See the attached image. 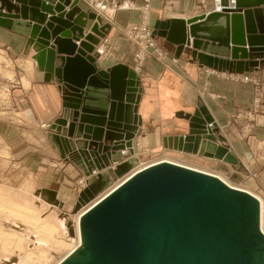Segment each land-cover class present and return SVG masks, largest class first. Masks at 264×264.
Masks as SVG:
<instances>
[{
	"label": "water",
	"instance_id": "obj_1",
	"mask_svg": "<svg viewBox=\"0 0 264 264\" xmlns=\"http://www.w3.org/2000/svg\"><path fill=\"white\" fill-rule=\"evenodd\" d=\"M59 1L0 0V26L25 35L26 48L36 47L33 57L46 80L66 87L49 139L88 176L79 208L133 168L135 157L118 162L113 154L121 149L135 153L134 139L143 132L138 113L142 87L140 78L133 80V70L128 82L109 77L126 65L105 71L95 64L99 53H92L104 36V19L95 12L77 14V2ZM66 5L70 9L64 12ZM221 6L188 19L159 21L154 33L177 45L176 57L188 49L202 66L231 73L258 69L264 61V0H221ZM86 17L96 22L87 34ZM219 18L226 20L221 33L213 30ZM202 104L194 113H180L190 128L174 137L172 148L245 172L243 162L219 143L217 123ZM43 193L48 202L60 203L55 191ZM259 218L260 204L251 193L213 174L162 161L133 173L82 215L84 244L78 256L61 264H264Z\"/></svg>",
	"mask_w": 264,
	"mask_h": 264
},
{
	"label": "crops",
	"instance_id": "obj_2",
	"mask_svg": "<svg viewBox=\"0 0 264 264\" xmlns=\"http://www.w3.org/2000/svg\"><path fill=\"white\" fill-rule=\"evenodd\" d=\"M37 1L39 4L45 2V0ZM80 1L82 4L79 3L77 7L79 11L85 12L88 10L85 3L87 0ZM118 1L121 6L117 10L110 9L112 19L103 21L105 22L103 27L106 25L104 36L100 37V42L95 45L92 54L99 53L95 64L105 71L113 69L118 64L126 65H122L123 69L119 71L108 73L109 77L113 74L121 81L128 82L132 79L130 70H133L135 72L133 80L136 82V76L141 80L139 87H142V93L138 113L142 120L143 132L134 139L136 152L134 154H141L148 150L178 153L179 151L172 148L174 137L188 133L190 128V120L182 117L180 113H194L201 101L206 113L217 123L216 134L223 138V141L219 143L227 145L230 151L243 162L247 170L238 172L229 163L199 154L183 153L185 157L213 164V169L197 166L168 155L163 158L178 160L220 174L225 172L237 174L249 191L254 194L255 191L260 193L261 196L256 194L262 203L263 216L264 116L258 112L264 110V90L259 103L262 110H255L257 92L251 83L230 79L232 74L229 71L202 66L197 60H192L188 49H185L180 56L183 69H176L164 65L155 58H148L138 71L134 64V53L137 47L123 37L120 30L121 26L135 22L146 21L154 28L159 21L172 18L188 19L207 13L215 8L211 6V0H156L148 9L143 7L141 0ZM57 3L61 2L57 0ZM34 9L48 17L52 15L42 11L40 6H34ZM69 9L70 5H66L64 12ZM53 13L58 15L56 11ZM84 20L85 28H83L87 34L96 22L87 17ZM225 24V18L216 19L213 21V30L221 33L226 28ZM156 39L164 49L176 55V44L163 36L156 35ZM73 41L80 45L79 40ZM26 47L25 35L0 26V49L3 54H0L3 60L1 64L4 68L8 67V69L5 68V76L11 75L20 84L15 87L11 84L10 87L9 82L12 78L6 77L8 80L5 84L8 87L3 86V77L0 76V136L2 144L9 149V169L4 170L7 171L5 177L9 185L28 182L26 187L32 185L42 189L52 188L56 189L59 195L61 188H69L70 182L85 172L79 165L61 156L59 148L49 139V133L53 129L49 131L50 129L45 126V124L52 125L59 117L66 87H60L57 80L47 81L45 71L38 67L33 57L36 47L32 46L29 49ZM57 64H60L59 60ZM75 72L80 73L78 70ZM243 73L259 76L261 80H264V61L260 62L258 69ZM135 87L138 89L137 85ZM7 90H9V98ZM135 93L138 92L135 91ZM9 102H12V108L7 111V115H1V109L7 107ZM128 152V149H121L113 156L123 155L122 153L127 155ZM148 164L150 163L145 165ZM142 166H136L133 171ZM57 169L60 172L63 170L61 173H66V181L59 180L61 177L55 176L58 175Z\"/></svg>",
	"mask_w": 264,
	"mask_h": 264
},
{
	"label": "rangeland",
	"instance_id": "obj_3",
	"mask_svg": "<svg viewBox=\"0 0 264 264\" xmlns=\"http://www.w3.org/2000/svg\"><path fill=\"white\" fill-rule=\"evenodd\" d=\"M100 1H103L107 5V7L104 10H99V8L97 7ZM141 1L143 2V7L145 9H148L151 3L156 0H141ZM163 1H172V0H163ZM73 2H77L75 4V8L77 9V14H80V12L82 13L83 11H79L77 7V5L81 3V1L74 0ZM85 3L88 7V10L85 11L86 13L95 12L98 15H100L104 20L112 19V14H111L112 12L110 10L111 8H113L112 10H117L121 6L118 0H87ZM212 5L216 8L215 0H211V6ZM141 25H146L149 28V30L153 34V39L156 42L157 46L169 54L168 60L167 58L164 60L161 59L160 57L156 58L155 55L150 54L149 57H145L144 63L148 58H155L158 61L162 62L164 65L166 63L168 66H171L173 68L183 69L182 63H180L181 61L179 62L176 61L178 59L180 60V57H176V55L172 54L171 52L164 49L160 45L154 33L155 27L153 28L152 25H150L148 22L146 21H142L139 23L135 22V23H132L131 25L121 26L120 30H121L122 36L127 38L134 45H136V42L134 38L132 37H136L135 35L139 33H138V30L134 29L133 27L141 26ZM136 47L137 49L134 53V60H135L134 64H135V68L138 67L137 69L138 71H140L144 63L141 67L138 65L137 57H136V54L138 52V46L136 45ZM0 54H2L1 49H0ZM2 61H3L2 57L0 56V76L3 77L2 84L3 86H5L6 85L5 83H7V80H8V78L6 77L12 78V76H10L9 74H6L5 76V68L8 69V67L4 68L1 64ZM249 83H251L254 87H256V85L253 84L252 82H249ZM9 84H10V87H11V84H13L14 87L17 85H20L17 82V80L13 78L11 82H9ZM257 87H260L259 91H256L257 92L256 99L260 98V101L258 102L259 104L261 103V95L264 90V80H261L260 84L257 85ZM7 93H8L7 97L9 98V90H7ZM3 102L6 103V101H3ZM10 108H12V102L11 103L9 102L7 107H4L3 109H1L2 111L1 115L3 116L7 115V111L10 110ZM255 110H259V111L262 110V107L260 106V104H259V107L257 103L255 104ZM258 113L264 116V110ZM45 126L50 129L49 131L53 129L51 124L49 126L45 124ZM211 127H213V125ZM180 152L181 151H179L178 153H173V152H167V151L159 152L155 150H152V151L148 150L147 152H142L141 154L137 153L133 155L129 151L127 155L122 153L123 155L116 154L115 157L114 156L113 157L116 158L118 162H121L130 156L135 157L133 160V164H134L133 168L130 170L131 172L138 165L142 166L151 161H154L160 158L162 159L163 157H168V156H172V158L180 159V160L186 161L188 163H192L197 166L213 169V164L210 165L209 162L205 163L199 160H194L191 157H185L183 152L181 153ZM187 154H191V153H187ZM8 157H9V149H7V147L2 144V140L0 136V232H4V234H2V236L0 237L1 239L0 240V264H58V262L61 259L68 256L73 246L75 244H78L77 217H78L79 212H81L83 209H85L90 204V203H86V204L81 205V207L79 208L76 207L78 196L80 195V192L86 186V183L84 181V178L86 177V175L85 173H82V176L81 175L77 176L74 180L70 182L71 188L70 187L61 188L59 195H58V191L52 188L42 189V188H38L32 185H30V187H26V184L28 182L25 184L19 183L18 185L12 186V185H9V182H7L8 180L5 177L7 174V171H4L7 168L9 169ZM184 164H187V163H184ZM114 165H115L114 163L111 164V167L112 166L114 167ZM187 165H190V164H187ZM56 171L58 172V175H55V176L58 178L61 177L59 180H62V181L67 180L66 173L64 172L61 173L63 170H61L60 172L57 169ZM95 171H97L96 174L99 173L98 168L95 169ZM130 171L128 172V174L127 173L126 174L129 175ZM236 171L241 172L240 170H236ZM220 175H222L232 184L242 187L245 190L246 189L248 190L244 181L241 178L237 177V174L235 173L229 174L225 172ZM122 177H119L118 179L114 180L110 188L112 189L117 183H119ZM117 180L119 181L116 182ZM45 189L55 191L57 199L60 203L52 204L48 202L43 197V194H44L43 191H45ZM106 192L107 191H105V193ZM255 192L260 195L258 191H255ZM262 227L264 230V212H263V218H262ZM10 233L12 236H9Z\"/></svg>",
	"mask_w": 264,
	"mask_h": 264
},
{
	"label": "built area",
	"instance_id": "obj_4",
	"mask_svg": "<svg viewBox=\"0 0 264 264\" xmlns=\"http://www.w3.org/2000/svg\"><path fill=\"white\" fill-rule=\"evenodd\" d=\"M215 1H216V6H217L216 10L222 9L221 0H215ZM97 7L99 8V10H104L107 7V5L103 1H100ZM133 28L138 30V33H139L135 35L136 37H132V38H134L136 45L138 46V52L136 54V57H137L138 65L140 67L143 65L145 57H149L150 54L155 55L156 58L160 57L163 60L166 58L167 60L169 59V54L157 46L156 42L153 39V34L151 33V31L146 25L134 26ZM176 61L179 62L180 60L178 59ZM165 65L167 64L165 63ZM230 74H232L230 77L234 81L252 82L253 84L256 85L255 87L256 91H259L260 87H257V85H259L261 81V78H259V76H255V75L247 74V73H237V74L230 73ZM256 100H257V105L259 107L258 102L260 101V98ZM209 125L212 126V123H210ZM96 172L97 171L94 170L93 174H96ZM87 179H88V176L84 178L85 183H87Z\"/></svg>",
	"mask_w": 264,
	"mask_h": 264
},
{
	"label": "bare ground",
	"instance_id": "obj_5",
	"mask_svg": "<svg viewBox=\"0 0 264 264\" xmlns=\"http://www.w3.org/2000/svg\"><path fill=\"white\" fill-rule=\"evenodd\" d=\"M232 1V0H231ZM219 6V5H218ZM216 8H217V6H216ZM215 8V9H216ZM11 76V75H10ZM13 78V77H12ZM162 161H171V162H175V163H178V164H181V165H184V166H188V167H191V168H195V169H198V170H201V171H204V172H207V173H210V174H213V175H215V176H217V177H219L220 179H222L223 181H225L227 184H229L230 186H232V187H235V188H237V189H239V190H242V191H246V192H249V193H251L252 195H254L257 199H258V201H259V204H260V218H259V221H260V226H261V229L263 230V227H262V203H261V200H260V198H259V196H257L256 194H254V193H252L251 191H249V190H245L244 188H242V187H239V186H237V185H234V184H232L231 182H229L226 178H224L222 175H220V174H218V173H215V172H212V171H209V170H205V169H201V168H199V167H195V166H192V165H187V164H184L183 162H178L177 160H172V159H169V158H162V159H158L157 161H154L153 163H151V162H149L150 164H148V165H144V166H142V167H140V168H138V169H136L135 171H133L132 173H129V175H125V176H123L122 178H123V180H122V178H121V181L119 182V183H117L112 189L109 187L107 190H105V191H107L106 193H105V191L102 193V194H100L97 198H95L92 202H90V204L85 208V209H83L79 214H78V217H77V236H78V244H75L74 246H73V248L71 249V251H70V253L68 254V256H66L65 258H63V259H61L59 262H58V264H61L65 259H67L69 256H78L77 255V252H78V250L80 249V248H82V246H83V244H84V236H83V233H82V230H81V217H82V215L92 206V205H94L96 202H98L102 197H104L107 193H109L111 190H113L114 188H116L117 186H119L123 181H125L128 177H130L133 173H135V172H137V171H139V170H142V169H144V168H146V167H148V166H151V165H154V164H156V163H159V162H162ZM131 172V171H130ZM125 177V178H124ZM119 180H117L116 182H118ZM110 189V190H109ZM109 190V191H108ZM14 212V211H13ZM263 232H264V230H263ZM0 237L2 236V234H4V232H0ZM5 236V235H4ZM9 236H12L11 235V233H10V235ZM3 239V238H2ZM1 240V239H0ZM11 240V239H10ZM3 242V241H2ZM13 244V243H12ZM27 260V259H26Z\"/></svg>",
	"mask_w": 264,
	"mask_h": 264
}]
</instances>
